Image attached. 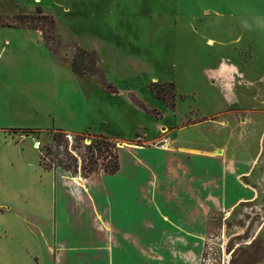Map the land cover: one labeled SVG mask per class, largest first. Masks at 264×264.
<instances>
[{"label": "rangeland", "instance_id": "374dc122", "mask_svg": "<svg viewBox=\"0 0 264 264\" xmlns=\"http://www.w3.org/2000/svg\"><path fill=\"white\" fill-rule=\"evenodd\" d=\"M2 45L0 109L21 64L31 95L54 61L87 97V129L19 128L44 167L93 189L123 154L184 152L185 264H264V0H0Z\"/></svg>", "mask_w": 264, "mask_h": 264}, {"label": "crops", "instance_id": "0c3cea01", "mask_svg": "<svg viewBox=\"0 0 264 264\" xmlns=\"http://www.w3.org/2000/svg\"><path fill=\"white\" fill-rule=\"evenodd\" d=\"M53 64L65 70L37 73L34 95L25 88L22 64L8 73L15 86L0 109V264H185L191 236L180 202L186 183H178L182 172L175 159L186 153L123 154L114 172L90 178L92 189L87 179L44 167L33 137L18 132L90 126H79L90 106L75 73ZM201 184L196 178V196L202 195ZM171 212H177L175 219Z\"/></svg>", "mask_w": 264, "mask_h": 264}, {"label": "trees", "instance_id": "16d2710c", "mask_svg": "<svg viewBox=\"0 0 264 264\" xmlns=\"http://www.w3.org/2000/svg\"><path fill=\"white\" fill-rule=\"evenodd\" d=\"M118 168L117 164L113 166H104L106 172L112 173Z\"/></svg>", "mask_w": 264, "mask_h": 264}, {"label": "built area", "instance_id": "2783aa9c", "mask_svg": "<svg viewBox=\"0 0 264 264\" xmlns=\"http://www.w3.org/2000/svg\"><path fill=\"white\" fill-rule=\"evenodd\" d=\"M70 135H68V137H69Z\"/></svg>", "mask_w": 264, "mask_h": 264}, {"label": "bare ground", "instance_id": "6f19581e", "mask_svg": "<svg viewBox=\"0 0 264 264\" xmlns=\"http://www.w3.org/2000/svg\"><path fill=\"white\" fill-rule=\"evenodd\" d=\"M210 42V41H209Z\"/></svg>", "mask_w": 264, "mask_h": 264}]
</instances>
